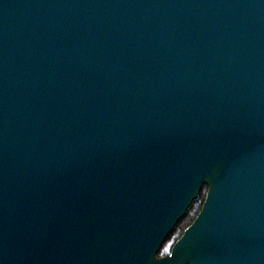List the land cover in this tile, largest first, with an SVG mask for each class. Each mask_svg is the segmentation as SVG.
<instances>
[{
  "label": "water",
  "instance_id": "obj_1",
  "mask_svg": "<svg viewBox=\"0 0 264 264\" xmlns=\"http://www.w3.org/2000/svg\"><path fill=\"white\" fill-rule=\"evenodd\" d=\"M0 264H264V0H0Z\"/></svg>",
  "mask_w": 264,
  "mask_h": 264
},
{
  "label": "trees",
  "instance_id": "obj_2",
  "mask_svg": "<svg viewBox=\"0 0 264 264\" xmlns=\"http://www.w3.org/2000/svg\"><path fill=\"white\" fill-rule=\"evenodd\" d=\"M207 194V188L205 187L201 192V195L197 201L193 203L191 208L188 210L184 218L177 225L173 233L169 236L167 242L162 246L159 257H164L170 254L174 244L180 239L184 231L195 221L198 214L200 213L202 206L204 204Z\"/></svg>",
  "mask_w": 264,
  "mask_h": 264
},
{
  "label": "rangeland",
  "instance_id": "obj_3",
  "mask_svg": "<svg viewBox=\"0 0 264 264\" xmlns=\"http://www.w3.org/2000/svg\"><path fill=\"white\" fill-rule=\"evenodd\" d=\"M167 240H168V239H167ZM166 242H167V241H166ZM166 242H165V243H166ZM165 243H164V244H165Z\"/></svg>",
  "mask_w": 264,
  "mask_h": 264
}]
</instances>
